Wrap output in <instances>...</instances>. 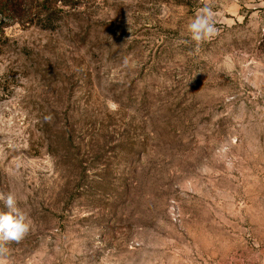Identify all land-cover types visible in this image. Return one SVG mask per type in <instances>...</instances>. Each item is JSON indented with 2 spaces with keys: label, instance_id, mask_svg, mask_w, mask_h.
I'll list each match as a JSON object with an SVG mask.
<instances>
[{
  "label": "rangeland",
  "instance_id": "1",
  "mask_svg": "<svg viewBox=\"0 0 264 264\" xmlns=\"http://www.w3.org/2000/svg\"><path fill=\"white\" fill-rule=\"evenodd\" d=\"M47 1L0 17L8 264H264V0L200 45V0Z\"/></svg>",
  "mask_w": 264,
  "mask_h": 264
},
{
  "label": "clouds",
  "instance_id": "2",
  "mask_svg": "<svg viewBox=\"0 0 264 264\" xmlns=\"http://www.w3.org/2000/svg\"><path fill=\"white\" fill-rule=\"evenodd\" d=\"M184 31L196 45L210 41L218 35L213 0H200V6ZM0 202L6 209L0 210V264H8V249L5 245L23 240L30 233L33 222L29 213L19 206L15 192H0Z\"/></svg>",
  "mask_w": 264,
  "mask_h": 264
},
{
  "label": "trees",
  "instance_id": "3",
  "mask_svg": "<svg viewBox=\"0 0 264 264\" xmlns=\"http://www.w3.org/2000/svg\"><path fill=\"white\" fill-rule=\"evenodd\" d=\"M22 1L23 0H0V17L3 18L4 20L12 21V22H17L18 20H20V18H23L25 16V12ZM37 1L38 2L36 4L37 5L39 4L38 7H43L44 10V7L46 6L45 4H47L48 1L47 0H37ZM41 13L43 14V11H41ZM34 14H32V16L33 15L35 17L41 16L39 15V12ZM27 16H30V13Z\"/></svg>",
  "mask_w": 264,
  "mask_h": 264
}]
</instances>
